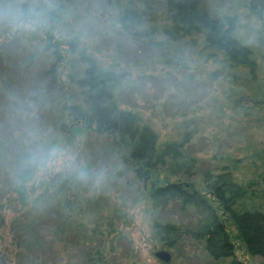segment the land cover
<instances>
[{"label":"trees","instance_id":"16d2710c","mask_svg":"<svg viewBox=\"0 0 264 264\" xmlns=\"http://www.w3.org/2000/svg\"><path fill=\"white\" fill-rule=\"evenodd\" d=\"M107 2L116 12L117 45L122 39L140 48L147 66L168 64L191 71L190 79L207 77L231 102L235 118L259 136L239 156L218 153L209 163L195 153L193 132L160 141L139 111L119 105L123 89L136 85L130 72L83 52L82 75L70 77L79 99L67 106L63 99L40 127L32 112L34 88L17 95L0 77V114L11 130L0 135V197L13 194L22 210L10 224L17 253L26 264H137L122 227L141 190L151 205L153 237L180 264L193 261L189 247L208 264H245L237 251L264 259V0ZM60 8L44 12L56 21ZM59 43L49 38L42 48L56 61L64 55ZM3 52L0 45V72ZM46 132H56L51 147L58 138L72 143L83 133L104 136L107 155L80 151L29 200L27 183L51 149ZM127 171L132 184L121 179ZM121 241L129 244L126 252Z\"/></svg>","mask_w":264,"mask_h":264},{"label":"rangeland","instance_id":"374dc122","mask_svg":"<svg viewBox=\"0 0 264 264\" xmlns=\"http://www.w3.org/2000/svg\"><path fill=\"white\" fill-rule=\"evenodd\" d=\"M56 4L61 8L57 20L51 21L44 9L50 10ZM111 5L107 0H0V45L4 51L0 77L10 82L11 90L17 95H22V90L29 92L34 88L32 97L38 100L32 107L35 125L40 127L53 119L56 108H60L64 100L67 106L70 101L79 99V90L70 82V77L82 75L85 64L79 55L83 52L96 57L104 66L116 65L115 69L130 72L136 85L123 89L119 105L139 111L144 121L159 132L160 141L189 131L194 133V151L202 161L209 163L211 156L218 153L239 156L241 147L255 140L256 129L235 118L231 102L224 99L221 89L207 77L197 73L190 79L186 76L191 71L168 64L147 66L142 63L144 53L140 48L123 43L122 39L117 45L118 37L113 34L116 12ZM49 38L60 41L57 46L64 55L59 61L42 49ZM72 38L76 42L73 51L68 45ZM6 97H1L2 106ZM1 117L0 114V135L4 136L11 130L8 118ZM20 133L18 129L14 132ZM46 134V145L51 147L50 140L56 137V132ZM107 142V138L93 132L77 136L72 143L58 138L47 161L35 170L27 183V187L33 189L29 200L39 192L41 183L50 174L63 169L80 151L107 155ZM121 179L132 184L133 173L127 171ZM107 185L119 188L114 181ZM3 195L0 197V264H26L17 253L10 232L12 219L22 210L13 194L9 198ZM128 214L127 225L122 229L126 239L131 241L137 264H180L174 258L165 263L155 256L156 251L168 249L153 237L151 205L141 190L133 199ZM119 245L124 252L129 248L128 242L121 241ZM189 251L193 252L191 264H208L196 256L195 248H187L186 252ZM237 257L245 264H264L263 258L247 257L241 251H237Z\"/></svg>","mask_w":264,"mask_h":264},{"label":"water","instance_id":"95a60500","mask_svg":"<svg viewBox=\"0 0 264 264\" xmlns=\"http://www.w3.org/2000/svg\"><path fill=\"white\" fill-rule=\"evenodd\" d=\"M155 256L165 263L170 262L172 258L171 253L165 249L156 251Z\"/></svg>","mask_w":264,"mask_h":264}]
</instances>
